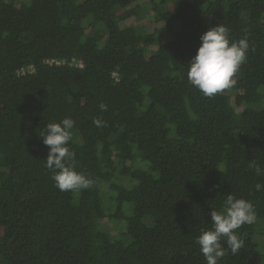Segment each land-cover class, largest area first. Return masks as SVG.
I'll return each mask as SVG.
<instances>
[{
    "label": "trees",
    "instance_id": "1",
    "mask_svg": "<svg viewBox=\"0 0 264 264\" xmlns=\"http://www.w3.org/2000/svg\"><path fill=\"white\" fill-rule=\"evenodd\" d=\"M219 23L249 50L205 97L187 64ZM64 118L93 180L78 192L55 186L39 136ZM250 163L264 169V0H0V264H206L196 238L229 194L257 218L219 264H264Z\"/></svg>",
    "mask_w": 264,
    "mask_h": 264
},
{
    "label": "clouds",
    "instance_id": "2",
    "mask_svg": "<svg viewBox=\"0 0 264 264\" xmlns=\"http://www.w3.org/2000/svg\"><path fill=\"white\" fill-rule=\"evenodd\" d=\"M229 29L217 24L200 36V46L196 55L188 62L187 78L203 96L213 97L233 86V77L247 58L249 43L247 36L230 41ZM101 110L107 105L101 104ZM97 127L102 126L99 119L93 121ZM74 120L64 118L59 123H47L39 132L43 144L49 147L45 167L53 172L52 179L60 191L78 192L93 185V180L75 170V154L68 144L72 139ZM257 175H264V169L255 163L249 164ZM212 227L202 230L196 238L206 264H219L223 256L230 251L232 255L239 253L244 245L237 230L256 221L254 205L243 198L227 195L222 211L212 209L210 212ZM227 244V248L223 247Z\"/></svg>",
    "mask_w": 264,
    "mask_h": 264
},
{
    "label": "built area",
    "instance_id": "3",
    "mask_svg": "<svg viewBox=\"0 0 264 264\" xmlns=\"http://www.w3.org/2000/svg\"><path fill=\"white\" fill-rule=\"evenodd\" d=\"M49 63H56V64H64L65 61H61V60H58V59H49L48 60ZM72 64H76V65H79V66H82V61L80 60H76L75 58L72 60ZM34 68H33V65L29 66L28 67V71H32ZM20 72L22 73H25L26 72V69H22Z\"/></svg>",
    "mask_w": 264,
    "mask_h": 264
},
{
    "label": "rangeland",
    "instance_id": "4",
    "mask_svg": "<svg viewBox=\"0 0 264 264\" xmlns=\"http://www.w3.org/2000/svg\"><path fill=\"white\" fill-rule=\"evenodd\" d=\"M257 223L260 226V228H259L260 233H258V236H257L258 241H259V243L264 245V220H257ZM108 229L111 230V229H113V227L109 226V224H108Z\"/></svg>",
    "mask_w": 264,
    "mask_h": 264
}]
</instances>
